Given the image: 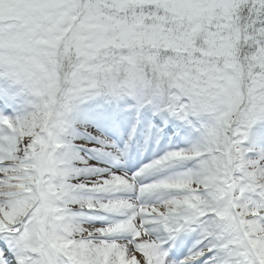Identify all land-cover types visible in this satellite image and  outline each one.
<instances>
[{
  "label": "snow or ice",
  "instance_id": "1",
  "mask_svg": "<svg viewBox=\"0 0 264 264\" xmlns=\"http://www.w3.org/2000/svg\"><path fill=\"white\" fill-rule=\"evenodd\" d=\"M264 0H0V264H264Z\"/></svg>",
  "mask_w": 264,
  "mask_h": 264
}]
</instances>
